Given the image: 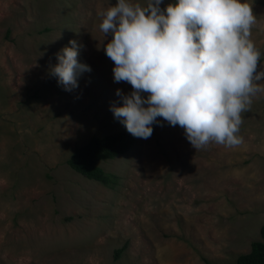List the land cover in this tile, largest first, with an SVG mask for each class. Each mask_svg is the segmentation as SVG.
Wrapping results in <instances>:
<instances>
[{
	"label": "rangeland",
	"instance_id": "1",
	"mask_svg": "<svg viewBox=\"0 0 264 264\" xmlns=\"http://www.w3.org/2000/svg\"><path fill=\"white\" fill-rule=\"evenodd\" d=\"M246 2L261 71L264 0ZM116 3L0 0V264H236L262 240L264 91L240 113L239 144L196 150L181 126L157 117L150 137L99 163L112 184L67 163L93 136L126 130L110 106L132 86L114 82L103 50L112 35L99 27ZM69 40L91 71L65 91L50 68Z\"/></svg>",
	"mask_w": 264,
	"mask_h": 264
},
{
	"label": "clouds",
	"instance_id": "2",
	"mask_svg": "<svg viewBox=\"0 0 264 264\" xmlns=\"http://www.w3.org/2000/svg\"><path fill=\"white\" fill-rule=\"evenodd\" d=\"M161 4L117 0L101 13L100 30L112 35L103 50L114 63L113 80L132 86L127 94L116 90L122 106H110L114 118L138 138L150 137L162 117L181 126L196 150L209 141L239 144L240 113L264 91L261 53L249 39L252 6L246 0H174L162 10ZM68 43L50 68L65 91L91 71L78 61L77 42Z\"/></svg>",
	"mask_w": 264,
	"mask_h": 264
},
{
	"label": "trees",
	"instance_id": "3",
	"mask_svg": "<svg viewBox=\"0 0 264 264\" xmlns=\"http://www.w3.org/2000/svg\"><path fill=\"white\" fill-rule=\"evenodd\" d=\"M261 61L262 58L259 57L258 64ZM135 142L136 137L127 130L104 137L93 136L86 145L75 149L67 163L83 177L108 186L113 183V178L105 173L99 163L129 153ZM260 233L262 240L253 242L250 252L239 256L236 264H264V225ZM124 250L125 248L117 250L116 258H120Z\"/></svg>",
	"mask_w": 264,
	"mask_h": 264
}]
</instances>
